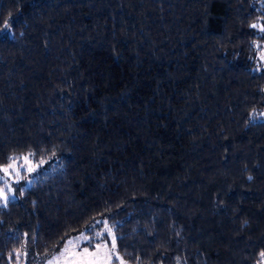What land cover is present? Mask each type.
Here are the masks:
<instances>
[{
	"label": "trees",
	"instance_id": "trees-1",
	"mask_svg": "<svg viewBox=\"0 0 264 264\" xmlns=\"http://www.w3.org/2000/svg\"><path fill=\"white\" fill-rule=\"evenodd\" d=\"M104 227L128 264H264V0H0V264Z\"/></svg>",
	"mask_w": 264,
	"mask_h": 264
},
{
	"label": "rangeland",
	"instance_id": "rangeland-1",
	"mask_svg": "<svg viewBox=\"0 0 264 264\" xmlns=\"http://www.w3.org/2000/svg\"><path fill=\"white\" fill-rule=\"evenodd\" d=\"M37 166L27 157L24 156L20 161L14 162L12 165L6 167L1 171L3 178L7 179L8 177H20L23 173L29 174L33 172ZM5 199L8 197V194L4 195ZM108 227H104L103 230H96L93 237L95 239H100L97 243V247L92 250L88 246H80L76 240H70L69 244L73 243L75 247V261L76 264H128L124 259L117 255L115 252V240L113 241L114 233ZM102 234L105 237L101 238ZM82 241L85 238H80ZM74 241V242H73ZM68 244V246H69ZM114 244V246H113ZM71 253V252H70ZM70 255V254H66ZM73 263V262H72Z\"/></svg>",
	"mask_w": 264,
	"mask_h": 264
},
{
	"label": "snow or ice",
	"instance_id": "snow-or-ice-1",
	"mask_svg": "<svg viewBox=\"0 0 264 264\" xmlns=\"http://www.w3.org/2000/svg\"><path fill=\"white\" fill-rule=\"evenodd\" d=\"M5 29L7 30L8 29V25H5ZM110 231V230H109ZM115 240V237H113V241ZM114 246V244H113ZM261 256H264V252L261 253Z\"/></svg>",
	"mask_w": 264,
	"mask_h": 264
}]
</instances>
